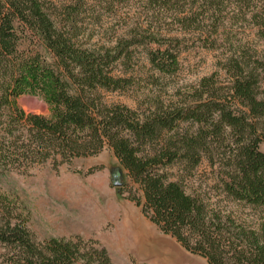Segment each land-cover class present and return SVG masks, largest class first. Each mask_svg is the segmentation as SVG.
Wrapping results in <instances>:
<instances>
[{
    "label": "trees",
    "instance_id": "1",
    "mask_svg": "<svg viewBox=\"0 0 264 264\" xmlns=\"http://www.w3.org/2000/svg\"><path fill=\"white\" fill-rule=\"evenodd\" d=\"M71 6L58 19L45 0H0V177L46 164L56 170L108 147L142 192L143 201L129 200L163 234L208 264H264V224L256 231L238 223L200 189L188 192L162 172L178 165L189 175L205 160L218 168L213 189L226 202L264 207L261 64L231 59L227 85L203 78L181 101L148 113L107 104L102 92L128 84L112 72L131 46H148L149 62L165 74L177 69V54L172 42L153 34L113 48L86 47ZM22 95L41 98L49 115L25 113L17 105ZM20 218L0 195V244L11 248V264H112L94 242L87 248L79 238L36 242Z\"/></svg>",
    "mask_w": 264,
    "mask_h": 264
},
{
    "label": "rangeland",
    "instance_id": "2",
    "mask_svg": "<svg viewBox=\"0 0 264 264\" xmlns=\"http://www.w3.org/2000/svg\"><path fill=\"white\" fill-rule=\"evenodd\" d=\"M45 1L58 19H63L64 9L73 5L71 15L86 47L113 48L136 34H153L172 42L178 65L170 74L151 65L144 43L131 46L112 72L128 84L115 92H102L107 104L148 113L157 105L181 101L203 78L212 76L219 85H227L231 59L250 65L258 62L264 71V0ZM260 78L259 97L264 99V76ZM17 105L27 114L50 113L37 96L22 95ZM259 150L264 152V141ZM216 170L203 160L189 175L178 165L162 172L171 181H182L188 192L200 189L197 191L206 198L230 211L238 223L259 231L264 224V207L226 202L220 191L213 189ZM0 195L26 221L36 242L49 237L79 238L86 248L94 242L106 249L112 264H208L163 234L129 200L134 195L143 201L142 192L108 147L56 170L46 164L24 173L13 171L0 177ZM11 256V248L0 244V264H11Z\"/></svg>",
    "mask_w": 264,
    "mask_h": 264
},
{
    "label": "water",
    "instance_id": "3",
    "mask_svg": "<svg viewBox=\"0 0 264 264\" xmlns=\"http://www.w3.org/2000/svg\"><path fill=\"white\" fill-rule=\"evenodd\" d=\"M115 186H118V184H115Z\"/></svg>",
    "mask_w": 264,
    "mask_h": 264
}]
</instances>
